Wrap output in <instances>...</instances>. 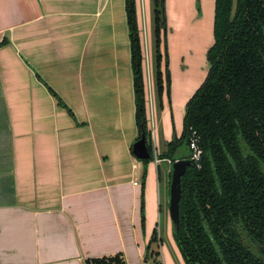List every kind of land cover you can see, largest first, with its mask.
I'll use <instances>...</instances> for the list:
<instances>
[{"label": "crops", "instance_id": "0c3cea01", "mask_svg": "<svg viewBox=\"0 0 264 264\" xmlns=\"http://www.w3.org/2000/svg\"><path fill=\"white\" fill-rule=\"evenodd\" d=\"M165 13L170 89L158 100L153 4L136 0L147 142L160 158L144 162L132 153L125 0H0V264H185L163 154L206 77L215 0H165Z\"/></svg>", "mask_w": 264, "mask_h": 264}, {"label": "trees", "instance_id": "16d2710c", "mask_svg": "<svg viewBox=\"0 0 264 264\" xmlns=\"http://www.w3.org/2000/svg\"><path fill=\"white\" fill-rule=\"evenodd\" d=\"M152 4L159 100L164 86L170 89L167 22L165 0ZM125 11L138 139L145 134L151 159L136 0H125ZM213 39L206 77L185 105L181 136L163 154L173 162L183 147L179 157L189 159L193 133L202 149L200 166L193 162L181 176L172 234L185 264H264V0H215ZM86 264L125 262L115 254Z\"/></svg>", "mask_w": 264, "mask_h": 264}, {"label": "water", "instance_id": "95a60500", "mask_svg": "<svg viewBox=\"0 0 264 264\" xmlns=\"http://www.w3.org/2000/svg\"><path fill=\"white\" fill-rule=\"evenodd\" d=\"M132 153L139 160L150 158L144 133H142L141 137L133 143ZM180 155L181 149H178L176 152L177 158L172 162L170 171L168 214L173 229L177 226L179 219V200L181 194L180 179L185 173L186 168L193 163L191 159L180 158Z\"/></svg>", "mask_w": 264, "mask_h": 264}, {"label": "built area", "instance_id": "2783aa9c", "mask_svg": "<svg viewBox=\"0 0 264 264\" xmlns=\"http://www.w3.org/2000/svg\"><path fill=\"white\" fill-rule=\"evenodd\" d=\"M189 150H190V158L194 163H196L197 167L200 166L199 161L202 155V149L199 146L198 138L195 135V133L192 134V137L189 141ZM153 158L155 159V162L160 161V158L158 157V154L156 151L153 153ZM143 264H153V262L149 259H144Z\"/></svg>", "mask_w": 264, "mask_h": 264}, {"label": "rangeland", "instance_id": "374dc122", "mask_svg": "<svg viewBox=\"0 0 264 264\" xmlns=\"http://www.w3.org/2000/svg\"><path fill=\"white\" fill-rule=\"evenodd\" d=\"M168 204H169V200H168V203H167V207H166V209H167V212H168ZM172 231H173V225H172ZM162 239H163V243H165L166 245H167V243L169 242L168 241V239H167V237H163V235H162ZM176 244V243H175ZM169 245H170V243H169ZM177 246V245H176ZM178 248V247H177ZM178 251H179V249H178ZM181 255V254H180Z\"/></svg>", "mask_w": 264, "mask_h": 264}]
</instances>
